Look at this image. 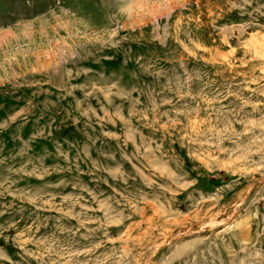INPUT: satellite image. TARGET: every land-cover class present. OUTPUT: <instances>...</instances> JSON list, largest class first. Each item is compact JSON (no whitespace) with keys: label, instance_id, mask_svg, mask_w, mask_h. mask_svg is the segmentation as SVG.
Segmentation results:
<instances>
[{"label":"rangeland","instance_id":"1","mask_svg":"<svg viewBox=\"0 0 264 264\" xmlns=\"http://www.w3.org/2000/svg\"><path fill=\"white\" fill-rule=\"evenodd\" d=\"M0 264H264V0H0Z\"/></svg>","mask_w":264,"mask_h":264}]
</instances>
